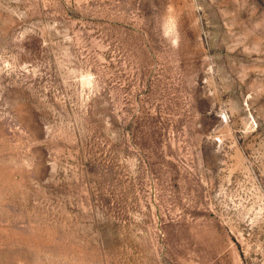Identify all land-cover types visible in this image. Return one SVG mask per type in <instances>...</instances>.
Here are the masks:
<instances>
[{"label":"rangeland","instance_id":"1","mask_svg":"<svg viewBox=\"0 0 264 264\" xmlns=\"http://www.w3.org/2000/svg\"><path fill=\"white\" fill-rule=\"evenodd\" d=\"M0 264H264V0H0Z\"/></svg>","mask_w":264,"mask_h":264}]
</instances>
